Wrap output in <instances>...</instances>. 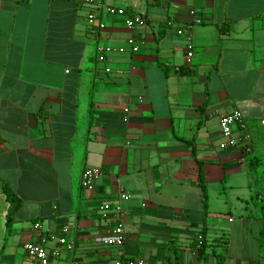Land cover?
Wrapping results in <instances>:
<instances>
[{"label":"crops","instance_id":"crops-1","mask_svg":"<svg viewBox=\"0 0 264 264\" xmlns=\"http://www.w3.org/2000/svg\"><path fill=\"white\" fill-rule=\"evenodd\" d=\"M83 1L0 0V264H38L23 245L42 238L57 251L50 264H264L251 190L264 176V0H170L161 14L104 0L146 20L138 53L110 56L109 74L96 44L124 45L129 32L104 16L92 33ZM233 111L248 149L219 148V119ZM85 167L100 171L91 190ZM4 184L21 201L8 230ZM121 194L124 244L99 245L113 228L100 208Z\"/></svg>","mask_w":264,"mask_h":264},{"label":"built area","instance_id":"built-area-1","mask_svg":"<svg viewBox=\"0 0 264 264\" xmlns=\"http://www.w3.org/2000/svg\"><path fill=\"white\" fill-rule=\"evenodd\" d=\"M83 3L89 7L86 14V24L92 33H98L105 30L106 25L104 22V16L123 18L124 26L129 32V36L124 40V45L114 47L109 44H96V61L103 65V73L109 74L111 70L107 66V62L109 61L110 56L123 55L125 53L131 55L138 53L139 47L144 43V40L136 37V31L146 26V20L138 13L127 15L125 10L121 8L108 6L104 3V0H84ZM190 15L192 16L194 23L199 24L201 22V20L194 15L193 11L190 12ZM177 34L181 35L182 31H178ZM185 38L187 57H191L193 46L190 37L186 35ZM259 124L264 132V119L261 120ZM218 126L220 137L222 139L219 144L220 149H226L228 147H242L248 149L249 136L246 132L247 125L240 112L233 111L223 115L219 119ZM99 176V169L85 167L80 176L81 187L86 190H91ZM129 198V195L121 194L115 203L106 202L102 204L100 208V216L104 219L111 218L113 228L107 235L96 237L94 239L95 243L114 248H121L123 246V227L126 213L123 210L122 203L128 201ZM33 227L34 229H37L39 225L34 224ZM62 232H67V228H63L61 230V233ZM50 237L53 238L54 236L50 235ZM200 239L201 236H198V240ZM45 241L46 238H42L39 242H27L23 245V249L27 256L35 259L38 264H50V260L57 255V251L55 250L47 251L44 245ZM58 242L61 245L66 243L63 237H59ZM112 264H145V262L142 259H115Z\"/></svg>","mask_w":264,"mask_h":264},{"label":"rangeland","instance_id":"rangeland-1","mask_svg":"<svg viewBox=\"0 0 264 264\" xmlns=\"http://www.w3.org/2000/svg\"><path fill=\"white\" fill-rule=\"evenodd\" d=\"M121 1L120 3L122 5L120 6H124V5H129L131 3V0H119ZM83 3V2H82ZM190 3V1L188 2ZM137 4H138V8H135L134 10H149V12H156L158 14H161L162 10L167 8L168 9H173V6H169V2L168 1H158V0H137ZM81 8L83 9V11L85 12V18H86V14L89 10V7L85 4H83V6H81ZM183 9L185 10H189L192 9V6L190 4L185 5V7H183ZM86 20V19H85ZM256 174L258 176V182L254 187H251L252 190V195L254 196V198H258L259 199V203L264 205V176H262V169L259 168L256 170Z\"/></svg>","mask_w":264,"mask_h":264},{"label":"trees","instance_id":"trees-1","mask_svg":"<svg viewBox=\"0 0 264 264\" xmlns=\"http://www.w3.org/2000/svg\"><path fill=\"white\" fill-rule=\"evenodd\" d=\"M199 184H200V188L202 190V202H203V207H204V211L206 209V201H207V195H206V187L204 185V180H203V176H202V170L199 167ZM2 191L3 194L9 204L8 209H7V214H6V219H5V226H6V230L9 229V226L12 222V216L14 214V212L17 210L18 206L20 205L21 201L14 195V193L8 188L7 185H3L2 186ZM197 243L196 245L198 246V250H203L207 245L206 242L203 238V235H201V239L198 240L196 239ZM219 239H215L214 240V244L218 243ZM224 249V248H223ZM224 258L225 255L224 254H216L215 255V264H224Z\"/></svg>","mask_w":264,"mask_h":264}]
</instances>
